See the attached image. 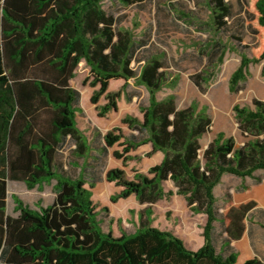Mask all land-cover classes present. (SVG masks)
Here are the masks:
<instances>
[{
    "label": "trees",
    "instance_id": "1",
    "mask_svg": "<svg viewBox=\"0 0 264 264\" xmlns=\"http://www.w3.org/2000/svg\"><path fill=\"white\" fill-rule=\"evenodd\" d=\"M207 6L215 29L224 28L231 15L229 1L208 0ZM248 9L257 41L240 53L230 92L241 89L252 64L264 61V0H248ZM136 51L134 34L116 28L102 0H0V264H264L251 251L247 236L250 213L264 207V186L244 185L227 201L220 219L214 193L225 174L245 180L264 170V100L254 99L253 108L234 107L247 142L238 147L220 132L201 154L200 139L212 126L207 110L196 105L179 109L174 95L159 100L158 93L170 84L162 59L152 56L137 71ZM82 60L91 69L93 86H100L93 103L119 79L143 85L149 94L143 120L124 119L144 137L124 150L151 143L163 153L161 162L132 180L119 168L106 176L122 188L112 202L135 195L148 205L139 212L133 233L115 236L104 230L93 201L96 183H88L82 169L77 178L56 169L68 137L75 141L78 156L90 152L77 125L80 94L71 85ZM119 97V92L107 93L102 114L116 109ZM104 139L113 146L120 136L108 133ZM52 180V204L31 208L13 194L18 215L7 213L9 181L23 182L31 190ZM166 181L173 182L193 212L207 216L204 244L196 251L174 233L152 226V206L172 194L164 188ZM217 221L226 233L223 246L233 247L228 254L215 247Z\"/></svg>",
    "mask_w": 264,
    "mask_h": 264
},
{
    "label": "rangeland",
    "instance_id": "2",
    "mask_svg": "<svg viewBox=\"0 0 264 264\" xmlns=\"http://www.w3.org/2000/svg\"><path fill=\"white\" fill-rule=\"evenodd\" d=\"M127 4L122 0H102V7L114 15L116 28H125L134 34L137 51L133 62L139 71L144 61L152 56H160L163 70L169 76L170 84L159 93L158 99L174 95L179 109L196 105L206 109L212 118L211 130L201 139V154L209 143L223 132L225 137L235 141L238 147L248 141L238 128L234 107L253 108V100H264V61L250 66L247 80L238 92L229 91L231 74L240 64V53L244 47L255 45L257 36L251 28V13L248 0H228L231 15L227 25L221 30L213 26L208 0H132ZM237 39H240L238 41ZM246 51V49H245ZM224 52L220 62L221 53ZM91 69L82 60L76 70L71 85L80 98L77 103V125L88 141L90 152L86 157L75 153L76 143L68 137L61 145L56 158V169L72 178H77L81 169L92 188L93 201L99 211V218L105 231L112 230L115 236L133 233L139 224L138 214L147 204H140L135 195L112 202L111 197L122 188L106 178L114 168L122 169L129 179L136 173L148 174L150 168L158 165L161 151H154L151 143L142 144L125 153L130 142L138 141L144 135L124 123L126 117L143 120V108L148 105V91L143 85L123 79L110 82L107 93H120L117 108L102 114L108 103L107 93L93 103L92 98L100 89L93 86ZM108 133L119 135L113 146H107ZM121 153L118 158L115 153ZM55 180L40 188L28 189L23 182H8L7 213L17 216L12 195H18L28 206L38 204L48 206L55 200L53 189ZM164 188L172 194L154 204L152 226L170 231L179 236L191 250H198L204 244V227L207 216L193 212L184 196L176 193L172 181L164 182ZM264 186V170L255 172V178L245 180L225 174L215 187L217 216L220 219L225 205L231 197L243 191V186ZM89 187V185H86ZM107 208L108 211L103 209ZM250 213L248 222V244L256 256L264 261V207ZM213 240L217 251L228 254L233 247H224L226 233L220 221L215 222Z\"/></svg>",
    "mask_w": 264,
    "mask_h": 264
},
{
    "label": "crops",
    "instance_id": "3",
    "mask_svg": "<svg viewBox=\"0 0 264 264\" xmlns=\"http://www.w3.org/2000/svg\"><path fill=\"white\" fill-rule=\"evenodd\" d=\"M255 210H259V209L257 208V209H255ZM255 210H253V211L256 212ZM253 211H252V213H254ZM263 212H264V211H263ZM258 258H259V257H258ZM259 259H260V258H259ZM262 261H263V260H262Z\"/></svg>",
    "mask_w": 264,
    "mask_h": 264
}]
</instances>
